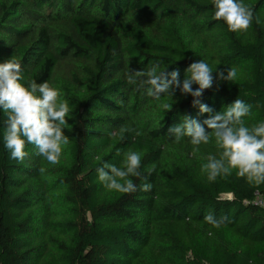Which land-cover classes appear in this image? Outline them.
Segmentation results:
<instances>
[{"label": "trees", "instance_id": "1", "mask_svg": "<svg viewBox=\"0 0 264 264\" xmlns=\"http://www.w3.org/2000/svg\"><path fill=\"white\" fill-rule=\"evenodd\" d=\"M242 2L261 23L231 32L213 19V0H0V63L13 56L21 83L47 81L70 109L55 165L27 142V158L12 159L0 110V264H264V210L254 203L264 184L236 170L209 182L201 166L219 156L215 137L193 155L189 138L168 135L184 115L207 114L190 95L156 101L125 76L158 64L183 80L200 59L214 76L234 67L235 82L214 84L201 102L223 111L240 99L252 105L246 126L264 122V0ZM121 127L141 134L110 135ZM128 151L141 156L134 183L151 191L123 194L98 180V167L122 166ZM210 212L231 222L214 228Z\"/></svg>", "mask_w": 264, "mask_h": 264}, {"label": "clouds", "instance_id": "2", "mask_svg": "<svg viewBox=\"0 0 264 264\" xmlns=\"http://www.w3.org/2000/svg\"><path fill=\"white\" fill-rule=\"evenodd\" d=\"M213 19L224 21L231 32L247 31L253 20L260 24V17L255 15L254 8L245 5L242 0H213ZM159 65H152L147 70H134L130 67L125 73L129 84L146 91L147 96L159 101L162 96L174 97L179 90L181 95H190L192 106L198 107V116L207 114L203 121L184 115L183 119L168 128V135L180 143L184 137L189 138L193 145V155L201 144H208L214 136L219 156L209 155L207 163L201 166V172L207 174L209 182H215L218 177L229 176L236 170L237 176L246 179L250 184H264V122L246 126L244 117L251 114L252 105L236 99L228 104L223 111H215L209 105L202 103L205 90L215 84L217 90L221 82L234 83L237 70L227 68L213 69L204 61H193L186 69L183 80L180 70L157 71ZM225 72L227 73L225 75ZM21 63L13 56L0 63V110L6 115L4 121L3 146L10 157L22 163L28 156L25 143L34 145L37 154L50 164H58L62 153V145L69 143V137L64 129L68 126L66 117L70 109L67 101L59 99L60 93L47 81L37 83L29 80L27 86L23 80ZM198 87L193 89V85ZM161 107L165 112L172 110L173 105L164 103ZM141 133L133 128L121 127L111 136L123 133ZM117 155H120L117 152ZM141 156L137 152L124 153L122 166L104 162L96 169L98 180L108 190L123 194L136 191L152 190L151 183L137 185L132 178H142L140 171ZM40 173L45 171L39 169ZM155 171V166L151 169ZM146 179V178H145ZM204 221L214 228H220L230 223L226 215L216 217L208 213ZM211 234V233H210Z\"/></svg>", "mask_w": 264, "mask_h": 264}, {"label": "built area", "instance_id": "3", "mask_svg": "<svg viewBox=\"0 0 264 264\" xmlns=\"http://www.w3.org/2000/svg\"><path fill=\"white\" fill-rule=\"evenodd\" d=\"M254 203L261 208L262 210H264V195H259L257 194Z\"/></svg>", "mask_w": 264, "mask_h": 264}]
</instances>
